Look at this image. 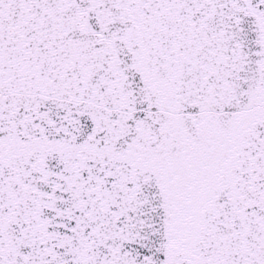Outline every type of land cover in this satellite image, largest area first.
<instances>
[{"label":"snow or ice","instance_id":"6c2138e0","mask_svg":"<svg viewBox=\"0 0 264 264\" xmlns=\"http://www.w3.org/2000/svg\"><path fill=\"white\" fill-rule=\"evenodd\" d=\"M0 264H264V0H0Z\"/></svg>","mask_w":264,"mask_h":264}]
</instances>
